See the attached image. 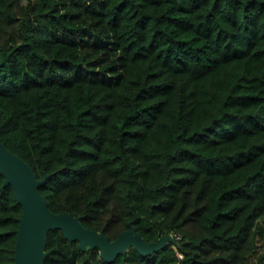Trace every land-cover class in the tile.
<instances>
[{"label": "trees", "instance_id": "trees-1", "mask_svg": "<svg viewBox=\"0 0 264 264\" xmlns=\"http://www.w3.org/2000/svg\"><path fill=\"white\" fill-rule=\"evenodd\" d=\"M0 140L53 211L177 240L108 262L55 228L45 264H264V0H0Z\"/></svg>", "mask_w": 264, "mask_h": 264}, {"label": "water", "instance_id": "water-1", "mask_svg": "<svg viewBox=\"0 0 264 264\" xmlns=\"http://www.w3.org/2000/svg\"><path fill=\"white\" fill-rule=\"evenodd\" d=\"M0 172L4 175L2 188L10 184L17 201L22 207L17 228L14 264H45L47 236L51 229L59 228L69 240H78L84 250L98 247L101 257L112 262L120 253L134 246L142 254H151L176 242L172 233L157 235L146 241L142 234L131 225L111 239L104 229L85 226L80 215L67 210L53 211L40 190L49 173L37 177L34 169L17 153L0 140Z\"/></svg>", "mask_w": 264, "mask_h": 264}, {"label": "rangeland", "instance_id": "rangeland-1", "mask_svg": "<svg viewBox=\"0 0 264 264\" xmlns=\"http://www.w3.org/2000/svg\"><path fill=\"white\" fill-rule=\"evenodd\" d=\"M260 227L258 229L257 234V242H258V253L264 252V216L261 219ZM252 264H257V259H254Z\"/></svg>", "mask_w": 264, "mask_h": 264}, {"label": "built area", "instance_id": "built-area-1", "mask_svg": "<svg viewBox=\"0 0 264 264\" xmlns=\"http://www.w3.org/2000/svg\"><path fill=\"white\" fill-rule=\"evenodd\" d=\"M179 256H181V254L179 253Z\"/></svg>", "mask_w": 264, "mask_h": 264}]
</instances>
